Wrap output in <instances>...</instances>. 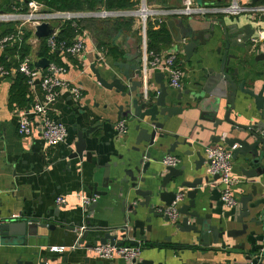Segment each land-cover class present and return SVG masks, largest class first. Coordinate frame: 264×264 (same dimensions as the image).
I'll use <instances>...</instances> for the list:
<instances>
[{"label":"crops","instance_id":"crops-1","mask_svg":"<svg viewBox=\"0 0 264 264\" xmlns=\"http://www.w3.org/2000/svg\"><path fill=\"white\" fill-rule=\"evenodd\" d=\"M240 1L243 4L246 2L247 4L252 3L251 0ZM207 2L210 5L228 6L232 4L233 0H207ZM254 5H264V0ZM194 18L203 21L221 19L225 20L228 25L238 23L240 27L252 23L253 26L258 25L260 29L264 30V15L246 13L237 16L211 15L205 18ZM22 25L33 28L31 23L22 21ZM54 26L58 29L59 24H54ZM139 26L140 22L137 21L130 33H121L115 39L114 43L124 51L120 59L107 56L105 63L99 62L95 53L94 40L87 30V52L81 58H76L82 65V69L69 62L67 56L61 55L65 63L69 65L68 72L61 77L71 84L81 87L83 94L81 100L77 102L69 91H62L58 100L52 106V117L59 120L68 131V137L64 144L49 147L43 142L38 131L32 137H21L18 134L19 113L21 110L10 108V90L14 80L13 77L0 79V224L8 220H18L20 222L35 220L58 226V231L50 234L49 241H45L43 238L40 239L41 236H44L42 234L35 237L36 239L33 240L32 245H29V243L25 246L2 244L0 237V264H17L20 256L23 261L30 260L36 251L41 253L48 264L128 263L123 259L102 260L96 255V247L86 248L85 245H80L76 248L72 244V236L64 238L61 234L65 230L59 227L60 225L69 227L76 222H80L82 228H111L123 225L125 215L122 212V199L118 197L121 194L119 190L122 185L118 180L124 176V170L131 168L130 159L137 155L133 151L138 136L135 129L136 122L126 120L127 134L120 135L118 133L117 123L120 119L117 106L121 104V98L115 90H106L99 84L91 70V66L94 64L103 76L109 77L113 73H119L118 68L115 66L117 62H124L129 65L135 64L136 53L139 52L141 56L139 41L141 28ZM216 27L217 30L222 32L220 24H217ZM30 44L33 46V55L36 56L38 41L35 36L30 39ZM220 46L221 43L212 41L205 47H200L199 52L195 53L189 61L185 55L183 45L175 42L174 38L173 44L164 49V51H176L180 55V65L184 71L181 87L184 93V101L189 99L186 92H195L205 85L203 77L211 66L209 58L216 60L217 63L220 61L221 56L217 54ZM2 53L3 50L0 49V55ZM261 65L262 63L256 62L252 57L247 63H242L240 66V80H247V86L255 89L256 92H259L262 85H264V74L261 73ZM234 66H236V62L231 63V69ZM165 81H168L166 77ZM150 87L157 95L160 87L154 76L150 80ZM137 92H142V90L138 89ZM172 92L176 93L177 90H172ZM31 93L33 103L38 99H42L39 84L31 89ZM206 97L208 96L206 95ZM248 103V106H245L237 102L236 108L231 114V119L244 125L260 122L263 112L257 109L253 100H249ZM225 107L226 101L223 100L218 115L219 118L224 117ZM38 121L39 118L33 121L36 126ZM173 123L177 124H170L163 131L169 135L165 140V146L161 149V152L156 155L153 154V156L158 158V165L163 167V160L168 156L167 150L170 144L175 141L173 135H178L180 142L188 138L192 146L181 143L170 156L180 160L177 168L187 165L192 175L210 177L206 185V199L207 204H213L215 207L216 203L211 202L209 198L216 187L222 188V186L217 183L214 176L209 174L210 165L206 155V147L212 145L209 140L211 133H202L198 126L195 127V124H198L211 128L212 124L201 119V111L198 109L188 110L183 116L175 117ZM76 126L81 129L93 128V132L87 138V152L92 154L89 161L86 158V153L83 161L69 159L70 154L75 152V144L78 141L77 132L75 131ZM191 133L192 136H190ZM225 136L226 134H224ZM199 138L204 139L203 144L197 143L196 140ZM219 144L226 145L223 142ZM190 152H193V155H185L190 154ZM197 152L202 153L205 161L199 164V170L196 172L195 164L199 160ZM107 164L109 165L110 178L114 181L110 187L111 191H108L104 186L105 166ZM242 166L240 160L234 161L232 172V177L235 180L232 186L233 195L239 202L243 196L251 193L252 186L260 182L262 189L259 190L255 200L262 199L263 203L260 210H264V186L262 184L264 177L249 179L245 176ZM100 167L102 168L99 169ZM245 168L249 169L246 166ZM186 180H193V178L192 176L187 177ZM124 186L128 187L127 184H124ZM182 190L180 192L185 193L187 191V189ZM81 195L96 198V202L91 205L93 210L89 208L85 211L83 209L80 201ZM60 197H67L68 204L66 206L58 205L57 200ZM184 202L187 203L188 199H185ZM159 221L154 219L152 224ZM168 226V231L160 235L147 234L148 239L140 242L141 255L138 261H154L155 264H158L165 261V257H167L171 264L227 262L228 259H226L225 254L214 257L212 253L202 255L198 249L199 247L190 249L188 246L192 241L181 238L179 233L173 231L170 225ZM49 233L47 232V235ZM99 234L103 235L104 232H99ZM93 240L94 238L89 237L86 244ZM53 259H56V262H53Z\"/></svg>","mask_w":264,"mask_h":264},{"label":"water","instance_id":"water-1","mask_svg":"<svg viewBox=\"0 0 264 264\" xmlns=\"http://www.w3.org/2000/svg\"><path fill=\"white\" fill-rule=\"evenodd\" d=\"M251 1L257 4L261 0ZM197 2L200 7L204 4L203 0ZM81 15V17H98L97 14L90 13ZM217 24L221 25L222 32L217 30ZM167 26L175 42L183 45L188 61L199 52L200 47H205L212 41L221 43L217 50V54L221 56L220 61L217 63L216 60L209 58L211 66L203 77L205 85L195 92H186L189 96L186 101L183 99L184 93L181 89L176 93L172 92L174 89L169 87L162 72L154 74L160 87L157 95L151 91L149 99L146 100L142 92H137L138 89L142 90L139 52L135 55V64L117 62L115 66L119 73H113L109 77L103 76L94 64L91 66L99 84L106 90H115L119 94L121 98V104L117 106L119 119L136 122L135 129L138 136L133 151L137 155L130 159L131 168L124 170V176L118 180L122 185L118 197L122 199V212L125 215L123 225L111 228H82L80 222H76L69 227L60 225L59 228L65 230L61 235L64 238L72 236V244L76 248L80 245L94 248L107 243L116 246H125L128 243L129 246L139 247L140 242L148 239L147 234L160 235L168 231L170 225V228L179 233L181 238L192 241L188 246L190 249L199 247L202 255L212 253L214 257L225 254L227 262L216 264H264V210H260L263 202L262 199L255 200L259 190L262 189L260 182L252 186L249 195L239 200L238 206L230 209L226 208L222 201V189L216 187L209 198L211 202L216 203L214 207L213 204H207L206 199L209 176L192 175L187 165L180 168L164 165L160 167L158 158L153 156L161 152L165 146V140L169 135L163 131L170 124H177L173 123L175 117L183 116L188 110L198 109L201 111V119L211 123L212 127L198 124H195V127L198 126L202 133H211L209 140L212 145L223 142L231 148L234 161H241L247 178L264 177V85L259 92H256L255 89L247 86V80H240L241 64L247 63L252 57L256 62L262 63L261 73L264 74V41L257 46L252 44L253 38L258 35V27L253 26L252 23L240 27L238 23L228 25L221 19L203 21L193 18L186 21L171 19L167 22ZM56 31L57 28L53 24L43 22L35 27L34 35L37 41L41 42ZM232 62H236L233 69H231ZM50 63L49 59L41 58L34 62V66L36 69L45 70ZM223 100L226 101L225 115L219 118ZM249 100H253L257 109L263 112L261 121L244 125L232 120L231 114L237 102L248 106ZM75 128L78 141L75 144L76 150L70 154L69 159L83 161L86 153L89 161L92 154L87 152V138L93 132V128L81 129L79 126ZM173 137L175 141L167 150L168 156L172 155L181 143L192 146L188 138L180 142L178 135ZM196 141L200 144L204 143L203 138ZM185 155H193V152ZM197 156L199 160L195 164L196 172L199 170V164L205 161L201 152H197ZM208 162L211 165V161ZM105 168L104 186L111 191L110 187L114 181L110 178L109 165L107 164ZM191 176L193 180H186ZM214 178L219 180L218 175ZM262 182L264 186V179ZM182 189L187 191L180 192ZM179 195L183 196L179 207L180 219L172 222L159 209L171 206ZM185 199H188L187 203L184 202ZM89 208L93 210V206ZM154 219L160 221L152 224ZM57 231V225L35 220L31 222L8 220L0 224L2 244L18 246H25L27 243L32 245L35 237L42 234L44 236L40 239L49 241L50 234ZM47 232L50 233L47 235ZM99 232L104 234L101 235ZM89 237L94 240L86 244ZM53 262H56V259H53ZM17 264H48V262L40 252L36 251L27 261H23L20 256ZM125 264H155V262L134 260ZM158 264H171V262L165 257V261Z\"/></svg>","mask_w":264,"mask_h":264},{"label":"built area","instance_id":"built-area-1","mask_svg":"<svg viewBox=\"0 0 264 264\" xmlns=\"http://www.w3.org/2000/svg\"><path fill=\"white\" fill-rule=\"evenodd\" d=\"M139 9L135 11H120L119 14L126 16H137L140 18L139 28H141V79H142V93L144 99H149L152 91L150 87V80L154 74L162 72L168 80V85L171 89L179 90L182 87L184 71L180 65L179 53L176 51L155 52L150 51L148 47V28L152 24L154 28H159L162 24H167L171 19H185L188 17H207L211 15H230L237 16L246 13L254 15H264V5H254L251 2L247 4L240 0H233L231 5L216 6L210 4H203L199 6L197 0H182V4L177 8L161 7L158 5H149L148 0H139ZM29 13L26 15H19L13 13L0 12V23L9 22H26L33 24V33L35 27L43 22L51 24H61V22L72 21L80 18L82 15L70 12H54L44 13L43 5L32 1L29 3ZM122 12V13H121ZM114 13L104 11L100 15L106 16ZM81 15V16H80ZM98 17L100 16L97 14ZM18 28L17 32L10 34L0 40L1 49L7 45L21 44L23 30ZM258 35H256L252 44L257 46L264 41V30L258 26ZM35 36V35H34ZM57 31L52 36L48 37V47L51 53L59 51L60 56H72L74 58H81L87 52L86 38H88L87 31L79 33L73 43L67 42L59 43L56 40ZM95 53L99 62L105 63L107 58L106 50H99L95 48ZM39 60L34 55L27 56L21 60L18 69L11 71L0 67V78L15 77L16 72L19 71L29 78V85L35 88L39 81V86L42 91V99H38L34 104L28 108L23 109L19 113L18 134L21 137H32L37 131L40 134L43 142L49 146H57L64 144L68 137L66 127L51 115L52 106L58 100L62 91H69L73 98L78 102L83 97L82 88L71 84L64 80L61 76L68 72V69L63 66H58L53 62L50 63L45 70L36 69L34 62ZM39 118L37 126L34 120ZM117 131L120 135H126L128 132L126 120H120L117 123ZM207 158L211 161L209 167V174L212 176H219L217 183L222 186V201L225 207L230 209L238 205L232 191V186L235 183L232 177L234 168L233 150L226 145H209L206 147ZM180 160L176 157L167 156L163 160L165 167H177ZM183 200V196L179 195L178 199L169 207H162L160 212L164 213L172 222H177L180 219L179 207ZM80 201L83 209L87 211L89 207L96 202V198L80 196ZM59 206H66L68 204L67 197H60L57 200ZM55 250V249H54ZM98 258L102 260L123 259L130 263L138 260L141 255V248L137 246H116L111 243L98 245L95 248Z\"/></svg>","mask_w":264,"mask_h":264},{"label":"trees","instance_id":"trees-1","mask_svg":"<svg viewBox=\"0 0 264 264\" xmlns=\"http://www.w3.org/2000/svg\"><path fill=\"white\" fill-rule=\"evenodd\" d=\"M32 1L42 4V11L44 13L101 12L103 10L132 11L138 7V0H0V11L26 15L30 11L29 3ZM162 2L163 5L161 7L177 8L180 6L170 4L168 0H163ZM136 22L137 20H134V18H116L109 20L99 18L74 19L72 21L61 22L55 38L59 43L67 42L71 44L79 33L87 30L91 34L97 49L106 50L107 56L120 59L124 51L114 43L115 39L121 33H130L136 25ZM21 25L22 22L20 21L0 23V40L10 34L16 33ZM22 30L23 41L21 44L7 45L2 49L3 53L0 55V67H4L9 71L18 69L21 60L33 55V46L30 44V39L34 36L33 30L25 26L22 27ZM147 33L150 51L160 53L173 44V37L166 23L162 24L159 28H154L152 24L149 25ZM139 41L141 43V38ZM47 42L48 38L38 42L36 49L37 55H34V57L37 59L47 58L58 66L69 68V65L65 63L64 58L60 54L50 52ZM67 57L69 62L74 63L80 69L83 68L76 58L72 56ZM13 80L14 83L10 90V108L15 110L30 108L34 103L29 78L25 74L17 71Z\"/></svg>","mask_w":264,"mask_h":264},{"label":"rangeland","instance_id":"rangeland-1","mask_svg":"<svg viewBox=\"0 0 264 264\" xmlns=\"http://www.w3.org/2000/svg\"><path fill=\"white\" fill-rule=\"evenodd\" d=\"M163 0H148V4L149 5H157L158 4V6H162L163 5V2H162ZM169 1V3L170 4H173V5H181L182 4V0H168ZM203 3H204V5L205 4H207L208 2L207 1H204L203 0ZM139 7H140V5H139V0H138V7L136 8V9H134V10H132V11H135V10H137V9H139ZM104 11H106V10H103V11H101V12H78L77 14H86V13H90V14H101L102 12H104ZM108 12H112V13H114V15L113 14H111V15H106V16H99V17H80V18H77V19H84V18H99V19H103V20H109V19H116V18H134V20H140V18L139 17H137V16H135V15H133V16H126V15H123V14H119L118 12H120V11H108ZM122 13V12H121ZM194 17H188V18H185L184 20L186 21V20H188V19H193ZM176 19H179V18H176ZM140 38V37H139ZM141 44V43H140Z\"/></svg>","mask_w":264,"mask_h":264}]
</instances>
